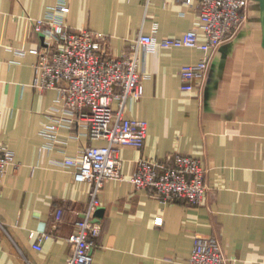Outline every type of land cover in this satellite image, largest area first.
<instances>
[{
  "label": "crops",
  "instance_id": "obj_1",
  "mask_svg": "<svg viewBox=\"0 0 264 264\" xmlns=\"http://www.w3.org/2000/svg\"><path fill=\"white\" fill-rule=\"evenodd\" d=\"M59 4L68 11L56 17L72 30L104 35L112 56L139 33L179 36L198 23V0H0V142L15 160L0 174V264H64L67 237L89 200L90 184L73 181L61 161L99 141L80 122L59 125L55 137L44 133L63 111L57 89L33 86L36 55L28 50L41 36L30 33L25 17ZM247 9L242 26L215 51L200 93L182 90L179 78L199 49L140 50L143 95L127 101L125 114L145 119L147 136L140 148H119L121 172L129 177L142 157L199 156L206 203L162 202L151 188L105 180L91 264H187L196 235L215 236L230 264H264V0H249ZM198 35L203 41L200 29ZM30 233L42 235L40 249Z\"/></svg>",
  "mask_w": 264,
  "mask_h": 264
},
{
  "label": "built area",
  "instance_id": "obj_2",
  "mask_svg": "<svg viewBox=\"0 0 264 264\" xmlns=\"http://www.w3.org/2000/svg\"><path fill=\"white\" fill-rule=\"evenodd\" d=\"M184 1L190 4L192 0ZM248 3L249 0H198L196 27L179 36L161 39L153 34L139 33L119 56L109 53L104 35H96L86 28L72 30L62 17H56L55 11H68L64 4L49 9L42 17H25L30 33L41 36L40 43L28 50L36 55L37 77L33 86L38 91L57 89L56 102L63 111L45 125L43 132L55 137L59 125L80 122L86 127L89 138L99 141L61 161L62 166L70 169L73 181L90 184L87 205L67 237L69 252L64 264L92 262V248L102 229L101 222L95 218L98 193L105 180L126 179L134 189L151 188L153 195L162 202L206 203L207 169L199 156L173 152L164 160L142 157L136 161L133 174L127 178L122 174L119 148L125 145L142 147L148 127L145 119L126 116V103L143 95L140 50L144 54L155 46L192 47L202 52L196 62L184 64L179 69L180 88L200 93L215 51L242 26L247 18ZM198 29L203 33V41L199 40ZM14 164L13 151L0 142V174ZM61 215V208L54 211V226ZM161 222V217H155V224ZM30 236H35L32 246L40 249L42 235L30 233ZM187 264L230 262L215 236L196 235Z\"/></svg>",
  "mask_w": 264,
  "mask_h": 264
},
{
  "label": "rangeland",
  "instance_id": "obj_3",
  "mask_svg": "<svg viewBox=\"0 0 264 264\" xmlns=\"http://www.w3.org/2000/svg\"><path fill=\"white\" fill-rule=\"evenodd\" d=\"M250 10H257V7L254 6V5H252V6L250 7ZM253 13H254V11H253ZM247 15H248V9H247ZM246 19H247V18H246Z\"/></svg>",
  "mask_w": 264,
  "mask_h": 264
},
{
  "label": "water",
  "instance_id": "obj_4",
  "mask_svg": "<svg viewBox=\"0 0 264 264\" xmlns=\"http://www.w3.org/2000/svg\"><path fill=\"white\" fill-rule=\"evenodd\" d=\"M97 212V211H96ZM96 212H95V214H96Z\"/></svg>",
  "mask_w": 264,
  "mask_h": 264
}]
</instances>
